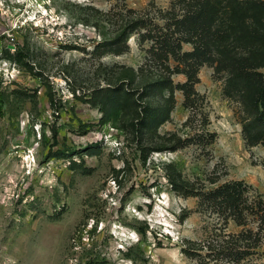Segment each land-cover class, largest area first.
Returning <instances> with one entry per match:
<instances>
[{
	"label": "rangeland",
	"instance_id": "obj_1",
	"mask_svg": "<svg viewBox=\"0 0 264 264\" xmlns=\"http://www.w3.org/2000/svg\"><path fill=\"white\" fill-rule=\"evenodd\" d=\"M207 7L0 0V264H264V140L223 94L264 59Z\"/></svg>",
	"mask_w": 264,
	"mask_h": 264
},
{
	"label": "trees",
	"instance_id": "obj_2",
	"mask_svg": "<svg viewBox=\"0 0 264 264\" xmlns=\"http://www.w3.org/2000/svg\"><path fill=\"white\" fill-rule=\"evenodd\" d=\"M208 18L224 34L216 40L215 50L227 57L244 53L252 59H264V39L255 34H236L235 27L240 20H254L264 13V3L247 0H207ZM223 94L240 104L242 130L252 144L264 140V74L251 72L246 68L231 71L225 80ZM240 189V190H239ZM241 187H225L217 190L222 201L233 200L241 195Z\"/></svg>",
	"mask_w": 264,
	"mask_h": 264
}]
</instances>
